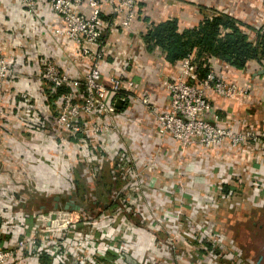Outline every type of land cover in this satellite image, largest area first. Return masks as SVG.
I'll return each instance as SVG.
<instances>
[{
    "label": "crops",
    "instance_id": "crops-1",
    "mask_svg": "<svg viewBox=\"0 0 264 264\" xmlns=\"http://www.w3.org/2000/svg\"><path fill=\"white\" fill-rule=\"evenodd\" d=\"M136 1L137 17L130 28L109 27L110 7L102 9L106 27L102 31L104 56L100 70L106 78L115 75L124 83L133 80L135 86L131 91L124 90V102L115 104L109 113L115 131L94 137L56 130L53 117L59 95L38 78L39 63L44 57L56 61L61 72L72 67L74 78L80 79L84 74L85 63L77 47L52 32L55 28L64 30V23L47 6L32 16L18 0H0V55L17 73L4 85L5 116L0 122L3 245L11 246L21 239L24 218L30 214L24 208L27 201L38 202V208L31 213L64 208L71 202L79 205L83 213L99 211L94 217L99 218L97 226L114 228L122 236L123 250L139 264H173L164 248L176 227L168 217L169 211L177 208L169 199L173 193L182 199L178 209L185 213L184 226L176 237L179 254L185 255L179 262L189 264L191 253L186 251L183 238L198 237L199 215L207 219L208 226L216 206L229 213L232 208L244 213L246 203L256 206L249 207L256 211L264 201V141L223 154L195 148L181 154L174 141L167 139L161 145L156 120L134 99L146 92L159 110L165 111L169 106L165 85L176 76L177 64H169L159 48L146 44L144 36L153 24L179 20L175 11L183 10L192 15L188 21L195 22L179 25L181 29L196 27L203 16L215 14L231 15L254 30L264 29V25L254 27L243 20L247 12H263L264 1ZM82 11L89 12L86 3L82 4ZM251 29L245 32L254 41L256 33ZM71 60L77 64L71 65ZM210 66L226 79L250 87V92L242 97L210 98L221 122L236 131L264 133V59L251 60L243 69H236L212 58ZM86 120L90 123L93 118ZM154 153L157 164H151ZM178 163L185 183L189 181L183 193L177 191ZM249 173L256 175L259 187L250 181ZM89 197L91 209L84 207ZM154 221L158 225L151 231L149 226ZM64 234L63 230L55 232L56 238ZM43 250L39 256L26 252L8 264H49V244H44Z\"/></svg>",
    "mask_w": 264,
    "mask_h": 264
},
{
    "label": "built area",
    "instance_id": "built-area-1",
    "mask_svg": "<svg viewBox=\"0 0 264 264\" xmlns=\"http://www.w3.org/2000/svg\"><path fill=\"white\" fill-rule=\"evenodd\" d=\"M18 1L32 16L44 6L58 16L65 28L64 30L55 28L52 32L65 37L77 47L85 63V71L80 79L72 76V67L66 72H61L56 61L49 57L42 58L39 63L40 81L54 92L58 89L65 90L59 95L57 112L53 117L56 130L73 136L92 135L94 137H105L115 131L114 122L108 119L109 113L118 100L124 102V90L131 91L135 83L133 80L124 83L115 75L106 78L100 70V62L104 56L102 31L106 27L101 17L102 9L105 6L110 7L109 27L130 28L136 19L134 8L137 1ZM84 3L89 10L87 14L82 11ZM70 64L75 66L77 61L71 60ZM176 64V76L165 85L169 103L167 110H159L146 92L134 96L140 106L144 107L156 120L161 145L168 139L177 144L181 154L193 148L223 154L264 141V133H256L252 130L236 131L222 123L210 104L211 97L232 99L245 96L250 92L248 85L240 86L213 69L209 70L204 79H199L191 56ZM16 76L15 69L5 61L3 55H0V104L5 94L4 85ZM88 118H93V121L88 123L86 120ZM179 153L176 156L178 162ZM151 164H157V153L151 157ZM176 176L177 191L183 193L189 181L185 183L179 163ZM249 177L255 186H260L254 173H249ZM169 199L173 201V205H177L175 212L168 213V217L173 219L176 227L164 248L171 256L174 254L179 257L176 258L177 261L178 259L183 261L185 255L179 254L181 249L177 248L176 237L179 235L178 229L184 226L185 213L178 209L182 206L179 201L180 196L172 193ZM98 219H88L83 211L64 208L30 213L24 218L21 239L11 246L3 245L0 241V264L14 262L26 252L39 256L44 251V244H49V264H139L123 250L122 236L110 226L98 227L97 224L100 222ZM157 225L158 222L154 221L149 229L155 230ZM60 230H63L65 234L62 238H56L55 232ZM203 232L207 238L205 243L189 242L185 246L186 251L188 249L191 253L189 257L193 259L196 253V258L199 259L200 255L205 256L211 251L220 249V252L215 255L217 262L245 264V260L241 258V255L239 256V250L229 236H226V232L219 234L213 233L212 230ZM215 235L221 238L223 245L213 243ZM179 261L177 264H180Z\"/></svg>",
    "mask_w": 264,
    "mask_h": 264
},
{
    "label": "trees",
    "instance_id": "trees-1",
    "mask_svg": "<svg viewBox=\"0 0 264 264\" xmlns=\"http://www.w3.org/2000/svg\"><path fill=\"white\" fill-rule=\"evenodd\" d=\"M245 29L251 28L227 14L203 16L196 27L186 29L179 27L177 19H167L153 24L144 40L159 48L171 65L191 56L198 78L204 79L212 58L236 69H243L251 60L264 59V29H251L256 33L254 41ZM64 92L58 89L55 93Z\"/></svg>",
    "mask_w": 264,
    "mask_h": 264
},
{
    "label": "rangeland",
    "instance_id": "rangeland-1",
    "mask_svg": "<svg viewBox=\"0 0 264 264\" xmlns=\"http://www.w3.org/2000/svg\"><path fill=\"white\" fill-rule=\"evenodd\" d=\"M186 0H169L170 3L176 4L175 2H185ZM174 2V3H173ZM257 3H261L260 0H257ZM264 9V7L262 8ZM136 13V6L134 8ZM177 16L179 17V25H193L192 21H188L190 13L184 12L183 10L175 11ZM242 13V12H241ZM245 18L243 15L241 17L244 21L251 24V26H263L264 25V11L261 13H250L247 12ZM231 16V15H230ZM137 17V13H136ZM236 17V16H235ZM240 17V16H239ZM264 27V26H263ZM3 101L0 104V122L3 117L5 116L3 106ZM262 200V196L260 197ZM87 203L84 202V207L87 209H91V200L90 197L87 198ZM41 200H39L40 202ZM247 202H250L246 199ZM251 204V202H250ZM25 209L30 210L31 213L34 209L38 208V202L34 201L33 203L27 201L25 204ZM215 207V206H214ZM250 205L246 203V212L241 213L240 211L234 212L235 208H232V213H229L227 210H223L221 206H216V210L214 211V215L212 221L208 223L207 226V219L203 217V215H199L198 217V225H201L197 228L198 230V237L197 238H188L184 237L183 240L186 239V246L189 242H198L199 244L205 243L207 238L204 237L203 229L207 230L211 228L213 233H229V239L236 245V248L239 250V256L245 260V264H264V201L262 200L260 208L258 210L253 211L249 210ZM49 208V207H47ZM256 208V206L250 207V209ZM100 210V209H99ZM102 210V209H101ZM49 211V210H46ZM96 210H92L91 213H84V216L88 219H93L96 213ZM240 212V214H237ZM231 215V217H230ZM203 227V228H202ZM203 235V236H202ZM213 243H221V238H218L217 235ZM222 244V243H221ZM198 245V244H197ZM223 245V244H222ZM225 247V246H224ZM220 250V249H219ZM217 250L215 252H210V254H205V256L200 255L201 257L196 258V253L193 255L192 263L193 264H223L222 262H217L215 255H217L220 251ZM179 256V255H178ZM165 257V256H163ZM173 264H177V259L174 254H172ZM201 258V259H200ZM191 259L189 258V261ZM182 262V260H180ZM197 261V263H196ZM188 263V262H187ZM186 262L183 264H187ZM165 264V262H162ZM191 264V262H190Z\"/></svg>",
    "mask_w": 264,
    "mask_h": 264
},
{
    "label": "water",
    "instance_id": "water-1",
    "mask_svg": "<svg viewBox=\"0 0 264 264\" xmlns=\"http://www.w3.org/2000/svg\"><path fill=\"white\" fill-rule=\"evenodd\" d=\"M122 101L118 100L116 105L118 106ZM57 207H55L56 209ZM64 209H67V210H73V211H82V208L79 206V205H76L74 203H68Z\"/></svg>",
    "mask_w": 264,
    "mask_h": 264
}]
</instances>
